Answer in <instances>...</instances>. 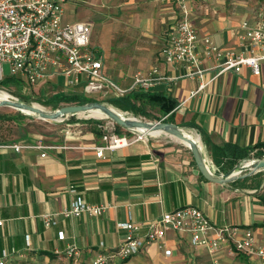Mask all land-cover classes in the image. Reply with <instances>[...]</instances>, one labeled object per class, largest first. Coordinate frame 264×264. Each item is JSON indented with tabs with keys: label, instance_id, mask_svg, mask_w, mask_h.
Wrapping results in <instances>:
<instances>
[{
	"label": "crops",
	"instance_id": "obj_1",
	"mask_svg": "<svg viewBox=\"0 0 264 264\" xmlns=\"http://www.w3.org/2000/svg\"><path fill=\"white\" fill-rule=\"evenodd\" d=\"M225 1L187 0L185 6L200 40L207 36L217 47L239 52V26L244 21L250 27L264 23V8L239 15L226 10ZM166 3L177 5L172 0ZM166 40L165 34L163 46ZM199 52L202 68L216 65L214 59L203 56L201 46ZM157 61L167 77L179 79L149 91L177 101L171 123L199 138L214 172L230 170L222 169L226 159L213 160L214 149L225 144L264 145V62L258 76L244 67L238 74L227 72L211 80L213 72L206 71L205 87L199 90L201 80L182 77V66L163 63L160 53ZM105 64L104 60L103 72L110 77ZM65 130L66 126L45 138L51 149L0 148V258L6 252L8 260L16 263L69 264L64 252L75 246L81 261L87 263L124 241L126 231L118 224L148 225L164 212L187 206L200 209L215 227L237 228V238L250 231L255 244L264 246V176L256 179L261 181L258 188L244 186L250 182L244 184L242 179L218 185L200 178L188 148L168 137L152 136L97 157L93 147L103 144L99 137L93 132L72 137ZM36 140L12 135L0 140V145ZM75 199L106 208L97 216L64 218L63 210ZM47 213L55 215L56 224L51 227L42 220ZM218 258L220 264H260L255 256L229 253L228 246H223ZM113 264H212V260L205 248L191 245L188 235L168 232L163 244L148 245L125 262Z\"/></svg>",
	"mask_w": 264,
	"mask_h": 264
},
{
	"label": "built area",
	"instance_id": "obj_2",
	"mask_svg": "<svg viewBox=\"0 0 264 264\" xmlns=\"http://www.w3.org/2000/svg\"><path fill=\"white\" fill-rule=\"evenodd\" d=\"M75 1L77 0H0V82L9 77L24 80L29 87H35L62 78L67 88L81 87L77 93L85 98L116 99L131 91L149 90L159 84H173L179 79L167 77L155 65L145 73H136L128 87L119 86L104 74L103 54L97 49L89 48L92 24L78 21L62 25V4ZM172 1L176 2L180 12L166 31L167 40L160 51L163 63L182 66L184 78L201 80L199 90L205 87L202 79L206 71L213 72L211 80L227 72L238 74L244 67L249 68L253 75H260L261 63L264 62V23L250 27L246 21L242 22L238 28L241 50L227 51L217 47L207 36L200 40L197 30L189 21V13L183 0ZM200 46L205 58L216 61L215 66L202 68ZM4 65L8 66V76L4 74ZM72 126L66 124L65 134L74 137L75 130L71 128L77 126ZM140 140L138 137L129 141L111 133L110 137L104 136L103 144L93 147V150L97 157H103L105 151L123 148ZM0 148L19 152L22 149L47 150L53 147L42 140H36L25 144H2ZM70 192L74 193L75 189L70 188ZM105 208V205L94 206L75 199L69 208L63 210L62 216H97ZM42 220L46 227L56 224L54 214H44ZM118 227L126 231L124 241L114 250L97 255L88 264H107L112 258L127 260L148 245L163 244L168 232L188 235L192 246L207 250L212 264H220L218 256L223 246H228L229 253L235 250L237 253L255 256L260 264H264V246L255 244L250 231H244L237 238V228L215 227L196 207L187 206L164 212L159 219L148 225L125 222L118 224ZM144 228L145 232L142 234ZM59 237L63 238L62 233ZM28 240L29 236H26L29 245ZM8 255L3 252L0 264H36L9 261ZM64 255L69 264H79V253L75 246H69Z\"/></svg>",
	"mask_w": 264,
	"mask_h": 264
},
{
	"label": "rangeland",
	"instance_id": "obj_3",
	"mask_svg": "<svg viewBox=\"0 0 264 264\" xmlns=\"http://www.w3.org/2000/svg\"><path fill=\"white\" fill-rule=\"evenodd\" d=\"M186 1L183 0V3ZM192 1L201 2L202 0ZM223 6L226 10L245 15L246 13L256 12L259 9L262 10L264 8V0H226ZM62 8V25L78 21L92 24L89 48L97 49L103 54L108 75L124 87L129 86L136 73H145L150 67L157 65V57L162 49L166 30L171 26L170 22L174 17H178L180 12L178 5L169 6L166 2L159 0H77L63 3ZM3 70L4 74L8 76L9 69L7 65L3 66ZM18 82L19 84L12 86L1 85L0 90L6 91L11 97L18 100L26 99L27 102L36 104L45 110L71 105L59 103L56 107H53L52 98L63 94L61 91L65 92L64 94L66 95L79 94L77 92L81 89V87L67 88L62 78L35 87H29L24 80ZM66 89H69L67 93H72L67 94ZM87 99L109 105L122 116L135 118L140 121L164 122L166 118L158 108L150 105L144 106L146 115H134L131 112H123L115 108L108 102L109 99H99L98 97ZM0 116L3 117V119L0 118V138L4 139L12 138V135L25 138L30 135L37 140L44 141L45 138L54 135L57 130L65 128L66 124L77 126L71 128V130H75L74 135L86 132H93L95 135L93 130H97L102 134L98 138L99 143L103 142L104 136L110 137L111 133L118 138L125 137L129 141H134L138 138L133 132L112 124L106 118L88 117L84 114L72 116L66 124L46 122L24 115L8 107H0ZM179 128L192 134L189 130L182 127ZM154 135L142 137L141 140H150L154 138L152 137ZM155 136L160 138L168 137L170 140L177 142L169 135L160 134ZM259 172V174L264 176V170ZM243 173L245 172L241 174ZM232 253L237 252L232 250ZM125 261L112 258L107 261V264L123 263ZM78 262L79 264L89 263H83L80 257Z\"/></svg>",
	"mask_w": 264,
	"mask_h": 264
},
{
	"label": "water",
	"instance_id": "obj_4",
	"mask_svg": "<svg viewBox=\"0 0 264 264\" xmlns=\"http://www.w3.org/2000/svg\"><path fill=\"white\" fill-rule=\"evenodd\" d=\"M0 107L12 108L24 115L56 124H65L72 116H77L81 113L96 110L103 114L106 119L110 120L112 124H116L131 132H133L132 130L135 129L158 131L160 134L169 135L181 143L186 144L202 178L210 183L218 185H226L235 180L249 177L259 171L264 170V158L250 157L241 160L223 174H215V172L211 169V166L205 160L199 138V143H196L191 138H189V136L185 134L184 131L176 124L168 122H145L135 118L124 117L109 105L99 102H90L82 105H65L55 110H45L36 104L25 103L12 97L10 99L1 101ZM28 112L32 113L33 115L28 114ZM134 134L137 135V133ZM137 136L139 137V135ZM248 162L252 163V168L244 169L243 165ZM242 172L245 173L241 174Z\"/></svg>",
	"mask_w": 264,
	"mask_h": 264
},
{
	"label": "trees",
	"instance_id": "obj_5",
	"mask_svg": "<svg viewBox=\"0 0 264 264\" xmlns=\"http://www.w3.org/2000/svg\"><path fill=\"white\" fill-rule=\"evenodd\" d=\"M19 84L18 80L13 78H5L0 82L1 85H16ZM22 102L29 103L26 101V99H19ZM24 100V101H23ZM53 107H56L59 103L64 104H71V105H82L85 103L93 102V100L87 99L84 96L80 94H74V95H66L61 94L58 96H54L52 98ZM108 102H110L111 105H113L115 108L123 111V112H131L134 115H146L144 112V106L150 105L151 107L158 108V110L166 116L164 122L171 123L173 118L172 111L177 106V101L169 96L168 94L164 93H156L151 92L149 90H136L131 91L126 96L122 98H116V99H109ZM106 103V102H105ZM138 103V104H137ZM57 109V108H56ZM55 110V109H52ZM0 118L3 119V117L0 116ZM9 119V118H8ZM95 132V135L97 137L102 136L97 130H93ZM0 140H4V138H0ZM214 156L213 160L216 161L217 158L220 159H226V166L225 168H222L223 171H227L228 169H231L234 165H236L241 160L254 157V158H264V145H255L253 147H245L241 148L234 144H225L221 148H217L213 150ZM260 173V172H259ZM215 174H223V173H216ZM261 174H255L251 175L249 177H245L241 180L242 183L250 182L248 185H244L246 187H254L258 188L261 185L260 180H256L258 177H260ZM200 178L202 176L200 175ZM203 179V178H202ZM239 182L238 180L233 181L232 183Z\"/></svg>",
	"mask_w": 264,
	"mask_h": 264
},
{
	"label": "bare ground",
	"instance_id": "obj_6",
	"mask_svg": "<svg viewBox=\"0 0 264 264\" xmlns=\"http://www.w3.org/2000/svg\"><path fill=\"white\" fill-rule=\"evenodd\" d=\"M10 98H12V97L6 91L0 90V102L3 101V100H5V99H10ZM24 112H26V111H24ZM28 114L33 115L30 112H28ZM81 114L87 115L88 117L105 118V116L103 114H101L99 111H96V110L88 111L86 113H81ZM132 131L134 133H137V135H139V138H142V137L145 138V137H147V136H149L151 134L160 135V132H158V131H151V130H147V129L146 130L145 129H135V130H132ZM184 133L187 134L189 136V138H191L194 142L199 143L198 142V137L195 136V135H193V133L190 134V133L185 132V131H184ZM114 139H116V137H114ZM178 142H180V141H178ZM181 144H183L184 146L187 147L186 144H184V143H181ZM252 166H253L252 163L251 162H248V163H246V164L243 165V168L244 169H249V168H252Z\"/></svg>",
	"mask_w": 264,
	"mask_h": 264
}]
</instances>
